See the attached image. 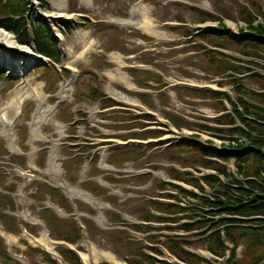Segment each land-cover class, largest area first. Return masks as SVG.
<instances>
[{
    "label": "rangeland",
    "instance_id": "obj_1",
    "mask_svg": "<svg viewBox=\"0 0 264 264\" xmlns=\"http://www.w3.org/2000/svg\"><path fill=\"white\" fill-rule=\"evenodd\" d=\"M60 4L62 6L56 9L46 1L40 10V5L34 0V9L32 7L31 10L39 18L48 20L56 35H59L57 31H60L58 42L62 47L63 62L61 65L56 64L54 67L45 68L42 65L47 60L40 61L25 55V66L28 67L24 68L23 63L19 61L21 65L18 70L16 63L19 64V62L15 63L14 60L7 57L2 58L0 54V62L3 63L0 64V74L5 73L9 76L8 80L0 83V109L10 106L15 94L20 92L25 84H29L32 88L40 85L42 95L39 93L40 90L36 93L42 96L45 103L44 109L50 111L51 118V121L39 124L41 135L34 138L31 136V131L36 126L30 127L32 121H30V117L36 113L38 108L35 97L32 94L26 96L21 115L11 112L14 147L22 150L20 154L31 152L32 162L40 167H38V172H34L28 166V158L22 159L21 165L30 175L24 176L21 180L18 179L20 175H17L16 169L6 163L8 158L6 159L5 154L8 152L9 145L3 136L4 130L0 124V170L2 171V173L0 172V188L13 194V202L17 207L19 204L17 195L21 193L25 197L26 208L34 219H44L42 212L47 210V197L59 207L61 216L54 212L49 216L50 220H47L52 237L49 241L46 240V243H54L56 242L54 239L67 233L72 234L73 225L71 222H75V219L71 211L68 210L64 202L54 196V192L50 193V190L57 188L56 171L48 168L45 158H48L53 149L55 167L57 166V171L60 169L62 173H65V180L73 190L80 193H85V189L94 192L92 187L89 188L86 185L92 183L99 186L101 181L107 185L102 187L106 192L105 195L100 198L91 196L94 199L91 201H88L86 196L74 194L81 213L79 225L87 229L91 244L94 246L88 250L87 254L92 255L96 264L111 263L106 255L123 263V260L134 255V251L139 249V246L151 243L150 237L157 236L154 237L156 244L164 242L163 238L159 241L156 239L163 235H183L189 242L187 249L201 255L209 262L213 261L214 258L207 252L206 243L202 238L195 237L193 234L185 235L176 229L177 226L173 227V232L159 230L148 237L143 235L146 233L137 235L129 249H125L126 252L122 251L125 247L123 241L126 237L122 236V240L120 235L114 232L125 231L127 227L133 226L130 221L136 225L144 221L143 213L146 211L157 215L149 202L157 201L160 182H172L171 170L173 168L180 169V172L183 171L181 174L185 172L193 174V169L200 170L202 174H195L196 177L209 173L203 168L193 165V157L186 158L187 163H172L174 161L170 158L171 155L183 156L179 151H172L173 148L165 151V147L161 149L154 147L153 150L152 147H143L140 144L141 141L153 138L147 132L160 130L167 132L168 130L166 131L161 126L169 123L178 128L179 134L167 133L168 135L162 139L164 141L177 143L185 138L198 136L201 143L209 141L218 145L219 139L226 138L225 135L213 130L218 129L214 123L220 113L217 101L199 97L185 90L191 89L193 85H198L224 92L233 100L236 98L227 76H216L203 54L195 49L197 46L205 45L201 33H195L191 40L184 38L186 31L196 32L200 27L198 17L191 9L210 14L221 20L232 33L238 34L245 29V24L242 23L243 16L240 14L241 8H249L255 14L261 15L264 13V0H89L88 5L83 4L82 0H62ZM252 4L257 5L260 8L259 11ZM133 10H136L134 15ZM73 13L81 17L75 18L73 21L67 20L66 18ZM57 15H63L65 19L57 20L58 18L55 17ZM145 17L151 21L157 35L142 32L138 26L122 27L114 23L115 19H123L143 25ZM177 18H180V22L189 27L173 30L172 24L177 22ZM83 20L89 21L90 25L88 22L85 24ZM256 23L261 25L264 22L260 19ZM58 25L65 27L68 34L65 35ZM207 26L215 28L217 24L208 23L202 27ZM0 31L8 33L1 27ZM12 37L15 45L21 47L26 53L29 52L28 48L22 47L16 42L14 35ZM225 54L233 59L232 64L240 65L264 76V71L256 69L253 65L245 64L244 62L250 60L240 57L235 48H229ZM255 63L257 64V62ZM60 66L66 67V70L61 71L62 73L59 72ZM245 69L241 74L243 75L241 77L242 85L254 92H260L258 80L253 79V73L247 72ZM133 70L140 73H134ZM124 75L127 76L133 87L138 89V85L146 84L151 89L129 90L123 82L112 79V77L119 79ZM93 77L97 81H94ZM18 81V84L12 85L13 82ZM64 83L68 84L63 93L64 99L58 103L57 93ZM218 83H222L223 86L219 88ZM160 84L166 86V91L163 93L158 92ZM92 89L109 99V89L115 90L129 99L135 100L136 104L124 102L120 104L126 110L104 109V99L99 97L95 102L92 98ZM253 102L259 104L257 101ZM137 105L143 111L137 109ZM226 108L227 110L231 109L227 104ZM144 112L151 113L153 121L143 118ZM78 116L86 117L85 123L75 122L74 118ZM61 121L66 125H63ZM141 125L148 126V128L143 130ZM201 127L212 128V131L203 130ZM76 131H78L79 137L88 140H85L88 146L82 145V148H87L89 155L92 153L96 158L87 170L82 168V164L87 162L80 156V152L83 150L65 145L68 140L66 136L75 134ZM133 138L140 141L132 140ZM124 142L128 145L126 146ZM94 144H96L95 147H93ZM126 147L129 149L124 151L132 150L133 155L124 153L129 164H124V157L120 158L123 160L114 168L121 173H113L102 167L101 158L103 155H105L106 163L110 165L112 158H117L114 155L117 154L116 149ZM92 148L96 149L92 150ZM79 157L80 159H76ZM153 168L158 171L152 170ZM146 171H152L155 174L149 184H145V181L138 178L140 175L134 176L137 172ZM232 172H235V168ZM120 174L124 175L120 177ZM43 185H47V187ZM182 187L190 189L184 185ZM170 192L180 202L191 203L194 207L204 209L197 199L184 197L177 191L171 190ZM87 203H90L94 208L92 213L90 209L88 210ZM99 204L106 205L110 210H101ZM5 213L8 214L6 205L0 206V214ZM9 214L13 217L16 215V213ZM113 214H119L127 220H123V223H115V220L112 219ZM89 215L92 216L93 222L88 219ZM100 216H103V222H97ZM53 219L58 221H53L52 224ZM12 222H4L6 229L3 222H0V229L6 231L11 237V243H8V240L3 239L0 234V239L3 240L9 255L8 263L41 264L42 255H27L26 245L40 249L41 247L33 241L34 239L43 241L42 230L39 227L28 226L34 236L33 239H30L21 234ZM30 222L33 221L30 220ZM55 223H57V227H55ZM75 246L83 247L82 240ZM156 247L161 248L162 246ZM244 249L238 251L237 260L241 259ZM19 258L20 260H18ZM21 258L25 261L24 263ZM162 259L166 260V257Z\"/></svg>",
    "mask_w": 264,
    "mask_h": 264
},
{
    "label": "trees",
    "instance_id": "obj_2",
    "mask_svg": "<svg viewBox=\"0 0 264 264\" xmlns=\"http://www.w3.org/2000/svg\"><path fill=\"white\" fill-rule=\"evenodd\" d=\"M27 5V0H7L6 4L0 0V27L13 33L18 44L29 47L33 41L34 52L49 58L52 62H58L60 53L47 23L35 20L37 22L36 28H31V31L28 30V21L33 17L28 14ZM254 6L256 7L253 4ZM193 11L199 22H218L219 24L217 30H208L202 36V39L215 50H209L205 46L198 48L203 52L204 58L209 62L216 75H222L228 71L240 74L245 69L232 64L233 59L221 52L227 51L229 48H235L241 57L251 59L249 62H244L245 64L253 65L256 69L264 71V23L254 28L252 26L254 18L247 9L241 8L240 14L243 16L242 22L245 24L246 30L235 35L225 32V27L217 18L196 10ZM262 17L264 20V14ZM186 36L191 37V34L186 33ZM245 70L252 72L249 69ZM252 73V78L258 80L260 84L261 92L256 93L246 89L241 81L235 77L236 75L230 77L241 111H238L234 106L233 116H227L217 121V124L222 126H233L238 120L242 128L216 131L230 137L243 138L245 140L243 145L235 144L236 148L230 146L223 152L191 141H186L177 147L188 154V157L193 156L194 159L199 160L198 163L202 167L214 170L221 175H225L226 172L224 166L218 161L235 160L237 174L241 180L233 179L230 184L223 185L215 177L205 178L204 181L207 185L217 188L212 200L203 201L211 211L208 216L199 219L197 222L181 227L185 232H197L196 237H206L204 241L207 244V249L214 256H223L227 249L222 236L235 246L245 243L246 249L242 258L235 260V254L232 251L226 264H264V76L259 73ZM198 94L217 99L223 97L211 91L198 92ZM225 98L229 100L227 96ZM252 101H257L260 105L252 103ZM109 103L110 105L113 104L112 102ZM218 105L222 106L221 103ZM162 134L158 133L156 136ZM234 138H229V140L237 142V139ZM210 158L215 159V161H211ZM172 159L181 160L177 155H172ZM181 161L186 162L185 160ZM175 178L180 179L177 174ZM187 183L201 190L195 179L190 178ZM164 186L165 184H162L160 188H164ZM159 207L168 213L183 211L174 206L159 204ZM215 216H219L220 219H215ZM202 229H206V231L202 232ZM73 238L74 240L79 238L78 231L75 230ZM74 240L71 239V241ZM168 242L170 243L168 248L171 254L181 263L203 264L207 262L203 258L182 249L179 243H185L184 241L176 242L169 239ZM63 255L73 264H77L76 257L70 252L63 251ZM140 256L142 262L153 264V260L145 254L141 253ZM140 261H130V263L141 264Z\"/></svg>",
    "mask_w": 264,
    "mask_h": 264
},
{
    "label": "bare ground",
    "instance_id": "obj_3",
    "mask_svg": "<svg viewBox=\"0 0 264 264\" xmlns=\"http://www.w3.org/2000/svg\"><path fill=\"white\" fill-rule=\"evenodd\" d=\"M54 1H58L60 3V0H54ZM62 5H59V8ZM55 7H58V5H55ZM59 17H64L63 15H58L57 18ZM70 18V17H69ZM143 18V16H142ZM115 23H118L119 25L122 26H129L130 22L129 21H122V20H116ZM143 25H138V27L140 28V30L142 32H145L147 34H152V35H157V33H155V30L153 29V24L151 23V21L148 18H144ZM0 54L2 55V58H9L11 60H14V62H19L21 61L23 63V66L25 68V64H26V58L25 55L29 58L31 57H36V55H34L31 52L26 53L25 50H23L21 47L15 45V43L13 42V37L11 34L9 33H5L0 31ZM0 64H3L2 62H0ZM15 65V64H14ZM16 65L18 66V70L20 68L21 63L19 62V64L16 63ZM7 66V63H6ZM17 70V69H15ZM113 81H120L123 82L126 87H128V89H135L131 83L129 82V80L127 79V76H121L119 79H116L114 77H112ZM41 86L40 85H36L34 88H32L29 84H26L24 87H22L20 92H17L15 94V97L12 101V103L10 104V106L6 107L4 109L3 113H0V122H7L9 121V114L11 112L17 113L20 109V104L21 102L26 98V96L32 94L35 97L36 102L38 103V110H36L37 112L35 113L34 116V124H35V128L31 131V136L34 138H37L41 135V132L39 130V124H41L42 122H49L51 121V118L49 116V110L48 109H44V102L42 99V96L37 95L36 91L40 90V95H42V90H41ZM64 90V89H63ZM109 95L114 98L116 101H120V102H124V103H136L133 99H129L126 96L122 95L121 93L116 92L115 90H111L109 89ZM12 109V110H11ZM10 128L7 126L5 127V131L7 132V137H8V143L12 144V135H9L10 132ZM53 157V154L51 155ZM54 168V166L52 167ZM75 193V191H73ZM77 193V191H76ZM8 240H10L8 238ZM42 242L39 241V243L37 242V244L39 245H44L41 244ZM44 248L47 249L48 251H50L48 249V247H46V245H44ZM83 258H85V262L87 259L86 255H82ZM106 258H108L109 261L115 263V264H119L118 261H116V259H114L113 257L106 255ZM88 263H93L94 261H90Z\"/></svg>",
    "mask_w": 264,
    "mask_h": 264
}]
</instances>
